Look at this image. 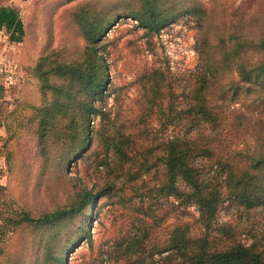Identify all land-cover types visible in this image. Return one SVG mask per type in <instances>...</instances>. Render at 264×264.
Returning a JSON list of instances; mask_svg holds the SVG:
<instances>
[{"label":"trees","instance_id":"16d2710c","mask_svg":"<svg viewBox=\"0 0 264 264\" xmlns=\"http://www.w3.org/2000/svg\"><path fill=\"white\" fill-rule=\"evenodd\" d=\"M16 16L11 7L0 10V27L9 31L8 39L13 41H19L23 33ZM69 17L83 44L71 53L65 45L39 51L29 69L37 83L38 100L25 105L29 113L18 124L43 165L75 160L91 149L98 131V143L105 153L111 151L113 175L96 191L82 186L62 204L37 214L20 209L7 217L5 224L14 228L43 229L48 244L38 241L27 261L16 255L3 264L63 263L62 252L53 250L61 228L98 196L107 195L117 178L140 177L124 169L129 136L105 107L109 91L102 39L120 18L135 21L146 34L180 19L193 22L195 65L182 77L177 93L162 70L142 73L139 119L144 123L155 115L161 129L176 130L160 140L161 172L151 192L156 198H172L183 215H189L187 209L193 207L197 216L153 237L151 229L162 219L156 221L154 210L144 207L140 211L144 217L131 219L98 264H264V222L263 229L252 233L248 241L237 230L240 225L249 232L256 228L247 220L248 211L264 207V0H243L236 8L229 0H80ZM240 98L247 99L246 108L257 110L251 126L253 145L217 154L213 141L223 126L221 110L228 103L241 102ZM96 117L100 125L94 130L89 123ZM234 121L241 125L243 115ZM225 201L239 213L233 224L218 220ZM146 217L151 223L145 222Z\"/></svg>","mask_w":264,"mask_h":264},{"label":"rangeland","instance_id":"374dc122","mask_svg":"<svg viewBox=\"0 0 264 264\" xmlns=\"http://www.w3.org/2000/svg\"><path fill=\"white\" fill-rule=\"evenodd\" d=\"M78 1L0 0V10L11 7L16 11L23 31L20 42H13L8 39L9 31L1 26L0 37H5L8 43L12 42L11 49L17 52V58L22 63H31L28 66L29 84L16 93L17 89L13 91L11 86L14 87L22 75L15 62L8 58L7 54L12 50L5 45L0 49L3 51L1 58L13 64L19 72L17 81L4 88L5 98L0 99V264L16 255L27 261L37 242L42 241L45 245L48 240V234L43 229L14 228L5 224L7 217L20 209L37 214L62 204L82 186L96 191L108 184L113 175L110 172L111 151L105 153L98 143V131L91 149L86 153L84 150L75 160L65 161L60 166H56L54 160L43 165L35 154L29 135L18 124L29 113L25 105L37 103L38 100L37 83L29 69L39 51L65 45L66 51L71 53L74 47L80 48L83 44L69 17L70 9ZM202 1L207 3L209 0ZM242 1L229 0V3L236 8ZM13 34L18 36L16 32ZM194 34L193 22L184 19L167 25L157 33L146 34L143 28L136 26L135 21L120 18L105 31L102 43L109 91L105 107L110 118L116 117V125L121 126L129 136L124 169L131 174L139 173L140 177L131 181H128V177L117 178L107 195L98 196L79 217L61 228L59 239L53 247V250H59L65 256L61 264H98L100 258H105L104 251L131 219L137 215L144 217L140 214L144 207L149 206L150 210H154L156 221L162 219L153 225V237L162 236L175 223L196 218L193 207L187 209L189 215H183L175 208L176 201L172 198H156L151 192L155 177L161 172L160 140L176 130L171 127L161 129L155 115L146 118L144 123L139 119L144 99L140 75L150 69H160L167 81H172L176 93L179 92L182 77L196 63ZM240 99L241 102L228 103L221 110L223 126L213 141L217 154L236 153L253 145L251 126L257 110L246 108L247 99ZM261 112L264 117V109ZM237 115H243V123L238 126L234 121ZM89 125L94 130L99 129L98 117ZM105 128L107 126H103ZM248 212L247 220L252 221L256 228L249 232L245 225L237 227L245 241L252 233L263 229L261 223L264 222V207ZM91 215L92 218L88 219ZM238 215L235 208L225 201L217 217L219 221L233 224L237 222ZM144 219L151 223L148 217ZM79 225L83 227L82 231ZM101 264L107 263L101 261Z\"/></svg>","mask_w":264,"mask_h":264},{"label":"crops","instance_id":"0c3cea01","mask_svg":"<svg viewBox=\"0 0 264 264\" xmlns=\"http://www.w3.org/2000/svg\"><path fill=\"white\" fill-rule=\"evenodd\" d=\"M2 29H3V28H2ZM2 29H0V32H1ZM5 36H7V34H6ZM4 38H5V37H3V36L0 37V41H1V43H0V49H1V47H4V45H5V46H8V49H9V50H12L11 48H13V45L10 44V43H12V42L8 43L7 41H5ZM13 42H20V41H13ZM2 45H3V46H2ZM2 53H3V51L0 50V59H2V58H1V56L3 55ZM7 55H8V58H9V59H11L13 62H15L16 66L18 67V69H19V71H20V75H22V76L20 77L19 81H18L16 84H14V87L11 86V88L13 89V91L17 89L16 93H18L20 90L23 89V87H27L28 84H29L28 66H30L31 63L28 62V61H23V63H22V62L20 61V59L17 58V52H15L14 50L8 52ZM2 60H3V59H2ZM4 60H5V59H4ZM4 60H3V61H4ZM6 60H7V58H6ZM18 62H19V63H18ZM4 88H6V86H2V85H0V99H1L2 97L5 98V94H6V92H5Z\"/></svg>","mask_w":264,"mask_h":264},{"label":"built area","instance_id":"2783aa9c","mask_svg":"<svg viewBox=\"0 0 264 264\" xmlns=\"http://www.w3.org/2000/svg\"><path fill=\"white\" fill-rule=\"evenodd\" d=\"M18 73V70L13 64L6 63V61L0 59V85L8 86L16 82Z\"/></svg>","mask_w":264,"mask_h":264}]
</instances>
